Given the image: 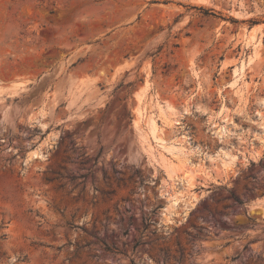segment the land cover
Returning a JSON list of instances; mask_svg holds the SVG:
<instances>
[{"label":"rangeland","instance_id":"rangeland-1","mask_svg":"<svg viewBox=\"0 0 264 264\" xmlns=\"http://www.w3.org/2000/svg\"><path fill=\"white\" fill-rule=\"evenodd\" d=\"M262 116L264 0H0V264H264Z\"/></svg>","mask_w":264,"mask_h":264},{"label":"bare ground","instance_id":"bare-ground-1","mask_svg":"<svg viewBox=\"0 0 264 264\" xmlns=\"http://www.w3.org/2000/svg\"><path fill=\"white\" fill-rule=\"evenodd\" d=\"M252 40H254V38L252 39ZM254 59V57H252V59H250V61H252ZM245 67H246V65L244 64V63H242V65L240 66V67H238V68H236L235 69V71H234V75H233V80H232V82L229 84L232 88H234L235 90H237L236 92H238V87H240L239 85H240V83H241V81H242V79H243V77H244V70H245ZM21 84V83H20ZM19 85V84H18ZM24 85V84H23ZM20 86V85H19ZM262 106H263V104H261ZM221 112H222V110L221 111H219L218 112V117H217V120H219L220 122H219V125H221L222 127H221V129H220V131L218 132L219 134H226L227 133V131H226V128L223 126V124L225 123V121H226V119L224 118V117H222V116H220L221 115ZM262 117H264V116H262ZM143 119V118H142ZM176 123L178 124V121H176ZM217 124V123H216ZM264 123H260V125H263ZM174 125V124H173ZM215 125V124H214ZM175 126V125H174ZM151 131H152V133H151V135L153 136V138H154V140L160 145V146H162V147H164L166 150H168V151H170L171 153H174L173 151L175 150V149H178V147H176L175 145H168L167 143V141L166 140H164L160 135V132L162 131V129L158 126V124L156 123V121L155 120H152V123H151ZM33 158H37V157H42V155H41V152H40V150H36V151H34L33 152ZM224 156H228L226 153L224 154ZM210 158L212 159V160H215V158L213 157V156H210ZM234 159V158H233ZM188 176V175H187ZM189 177H191V176H188V177H186L187 179L189 178ZM189 179H191V178H189ZM171 204L173 205V206H176V205H178V199H171Z\"/></svg>","mask_w":264,"mask_h":264}]
</instances>
